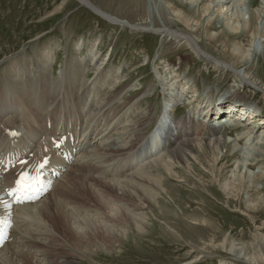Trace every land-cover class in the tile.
<instances>
[{
	"label": "bare ground",
	"instance_id": "obj_1",
	"mask_svg": "<svg viewBox=\"0 0 264 264\" xmlns=\"http://www.w3.org/2000/svg\"><path fill=\"white\" fill-rule=\"evenodd\" d=\"M77 1L95 13H100L101 15H97L108 19L112 23L126 27L132 26L129 21L120 20L96 8L90 0ZM68 2L69 0H63L61 5H67ZM134 2L140 6L143 5L142 2L144 0H135ZM256 3L257 0H166L164 3L156 0L155 8L163 16V22L166 27L171 25L170 20L166 18V15L170 14L176 21L189 29L196 28V32L204 30L213 41H218L222 38L227 41L235 40L245 34H250L249 45H244L247 48H244L240 43L234 45L232 49L234 57L242 65L240 67L230 66V72L234 73L240 81V83L236 81L235 85L232 84L233 92H235L238 85L243 86V89L253 86L257 90H261L256 82L249 80L247 72L252 62L259 57L264 58V0H260L259 4L254 7ZM158 24L159 22L155 16H148L143 22L133 26L142 30H151L152 27L159 28V32L167 36L165 37L167 41L175 40L178 44H185L193 50L197 57L206 58L207 63L212 62L211 56H208L201 48L198 39H194L192 38L193 36H189L182 31L167 29L166 27V29H163L164 27L161 28ZM217 31L220 33L217 34ZM97 44H93V47L97 46ZM82 47L83 45H80V49L76 52L81 53L83 51ZM39 52L41 53L38 54L37 72L35 68L33 69L32 67L31 69L29 66H18V70L14 67L15 73L11 71L8 74V84L10 82L11 84L14 83L13 78L16 79L15 82L22 81L24 87H18V90L25 97H29V89L39 87L40 91L38 93L43 99L50 98V94H48V89H50L55 93L56 99L69 101L71 96L74 103L67 105V107L65 106L67 102H65V105L55 103L56 101L44 104L43 106L48 115L47 120H49L44 126H42V108L35 106V110L38 113L34 116L33 121L36 123L35 126L38 127L26 130L22 127H15V123L0 127V219L9 230L6 246L4 245L0 249V264L79 263L78 258L77 260L72 259L73 255L68 252L60 253L54 251L53 248L55 246L52 244L54 237L62 238L57 231L63 234L66 240L73 245L77 246L79 243L81 246L85 245L86 248L90 242L97 244V247L99 243H104L105 240L113 242V238H116L113 235L116 234L111 233L110 235L109 231L113 229L114 225L118 224L116 219L120 217H124L126 222L131 221V224H127L135 225L136 228H139L138 230H142L146 224L144 218L130 214L125 211V208L120 209L122 206L109 203L104 198L110 197L109 193L114 195L115 193H120L122 194L121 199H124L126 203L133 202L144 206V200L141 199L139 202L133 190L143 181L158 184L164 190L162 183L159 182L158 178L154 177L155 175L152 172L155 170L166 171L176 177V169L181 168L183 164L188 168L193 164L192 161H198L197 157L201 155L198 156L196 153H210L215 165L222 162L225 158L237 156L234 162V170L228 177L226 176L227 178L222 185L223 188L226 191L229 190L230 194L240 188H247L249 194L252 193L257 198L252 201L251 195L248 194L249 198L247 201L251 204L248 203V206H253L252 208L257 209L264 208V188L261 187L262 183H264V167L256 171L250 167L256 161L264 160V131L262 133L259 132L258 136L255 135L258 128L264 129V117H262L264 111L260 105L250 103L248 108H252L258 115L251 113L245 109L246 101L244 99L239 100L238 97L234 98L237 94L232 92L231 95L233 97L224 95V100L215 96L205 98L209 101H214V104L209 103L206 105L205 110H201L198 109L200 101L195 98L191 106L192 108L197 107L196 110L191 111L192 113L183 116L179 120H175L172 114L175 112L176 103L178 104L182 97H179V94L183 93V91H178L175 96L172 93V85L170 83L167 87L171 93L169 92L170 94L166 97L163 107L165 108L164 111L167 109V112H169V117H161L162 120L161 118L155 119L158 126L157 130H152L148 137L142 138L144 131H146L150 122L154 120L153 107L149 105V107L145 108L148 111L145 112L143 109L144 111L138 112L140 100L133 101V98L128 103L124 101V86H114L116 84L115 81L120 77L118 76L119 70L115 71L112 69L113 67L98 66L100 65L101 57L96 59V56L86 55L83 58L82 54L71 52L68 58L69 65L66 63L68 71L65 70V76L61 78V83L56 88L54 86L56 84L54 83L53 85L50 82L51 79L47 69L53 62L56 50L51 51L49 48L42 50L41 48ZM89 61L91 63L95 61L94 68L98 74L87 85L83 77L84 75L86 76L85 63ZM213 67L218 68L214 65ZM163 79L165 82L169 80L166 75ZM177 81H174V83L179 84L178 86L183 88L181 81ZM111 87H114V89H109ZM13 89L15 90L16 88L13 87ZM0 91L5 92L6 96H14L15 98V101L10 106L5 103V107H7L5 112H14L21 108L22 103L18 102L17 96L11 93V89H1ZM57 91L60 92L57 93ZM143 94L145 95V93ZM121 95H123L122 98L120 97ZM101 96L106 98L104 99L106 100L104 104L98 102V100H101ZM119 98L123 100L124 106L121 104L116 108L115 112H112V108L120 103L118 101ZM89 100L92 101L93 105L97 101L99 107L93 106L91 112H87L92 107L88 105ZM195 102H199V104L194 105ZM127 107H130L128 114L129 110L132 109L128 118L121 122L124 125L119 131L117 129L116 133H112L109 128L115 122L120 121V115ZM215 109L216 111H214ZM97 112L104 116L102 123L105 122L108 125L107 128L102 127L97 130L94 125L91 127L90 118L92 115L95 116ZM63 113L66 114V117L62 116ZM205 113L208 116L212 113H216L215 115L227 114L228 119L226 120L230 122V125L235 124V130L243 127L245 129H243L241 134H236L232 138L233 140L230 138L231 140L226 141L224 137L218 134V129L214 127L215 125L210 124L212 120L209 117L206 119L207 123L201 121V118L196 119V115L203 116ZM81 125H83L82 128L78 129ZM172 125L176 128L172 129ZM99 126H102V124H99ZM197 126L200 128H197ZM73 129H75V133ZM190 129H200L201 132L193 133ZM80 132L82 135L78 139ZM98 134L99 137L97 138ZM243 136L246 137L242 138ZM142 140V150H149L152 155L149 159H142L139 154H136L137 143ZM58 144H61V148L64 147L62 151H58ZM158 149L160 150L157 153H153L154 150ZM69 151L74 153L73 162L69 161ZM56 153L61 155L57 156ZM11 159H14V161L8 168L7 163ZM79 159H84L86 163L89 162V165L85 166L84 164L86 163L80 162L81 160ZM112 163L116 164V168L102 169L105 164L111 165ZM125 166L129 170L134 169V171L132 172L131 170L132 173L127 179L121 180ZM86 169L88 171L85 173ZM149 170L152 174H147L146 171ZM63 173L65 175L61 177ZM88 173L92 175L95 173L91 185H89V181L88 183L84 180L81 181L84 178V174ZM97 173L101 176H98ZM21 177L29 178L31 181H34L35 178L38 180L42 179L44 181L41 186L42 194L38 193L36 198H30L20 193L14 182ZM108 177L114 178L107 179ZM146 184L143 183V198L146 199L147 203H150L151 200L156 199V195L149 190L150 186ZM60 187L59 195L71 194L73 196L75 193L82 197L83 191H86L91 197H96L100 201V205L105 208V214H100V212H97V215L88 214V210L77 196H73L76 201H68L67 204L62 203L61 200L56 201L54 199L43 201L41 205L34 203L52 190L55 191ZM151 190L156 191L154 188H151ZM110 201L112 200L110 199ZM122 203L124 202L122 201ZM6 206L8 207L5 208ZM108 223H112V225ZM257 236L255 238L257 240L248 245L233 241L229 243V251L236 261L246 264H264V235L258 234ZM77 247L79 248V246ZM78 252L81 253L78 254L79 257L83 255L81 251ZM218 264L228 263L227 261H221Z\"/></svg>",
	"mask_w": 264,
	"mask_h": 264
},
{
	"label": "rangeland",
	"instance_id": "obj_2",
	"mask_svg": "<svg viewBox=\"0 0 264 264\" xmlns=\"http://www.w3.org/2000/svg\"><path fill=\"white\" fill-rule=\"evenodd\" d=\"M90 1L96 8L120 20L129 21L132 26L126 27L112 23L108 19L98 16L90 8L81 5L77 0H69L68 4L63 6L61 5L63 0H0V90L11 89V93L17 96L18 102L22 103L20 109L14 112H5L7 108L5 103L10 106L15 98L14 96H6L5 92L0 91V127L8 126L11 122L12 124L15 123V127H22L26 130L38 127L35 126L36 123L33 121L34 116L38 113L35 106L42 108V126H44L49 122L44 104L56 101L55 103L65 105V102H67L65 105L67 107V105L74 103L71 96L69 101L56 99L55 93L50 89H48L50 98L43 99L38 93L40 91L39 87L28 88L29 97H25L18 90V87H24L22 81L15 82L16 79L13 78L14 83L11 84L10 82L8 84V74L11 71L15 73L14 67L18 70V66H29L31 69L32 67L35 68L37 72L38 54L41 53L39 52L41 48L42 50L45 48H49L51 51L56 50L53 65L51 64L47 68L50 82L53 85L55 83V87L60 85L61 78L65 76V70L68 71L67 64L69 65L68 58L71 52L82 54L83 58L86 55L96 56V59L101 57L98 66L113 67V70H119L118 76L120 77L115 81L114 86H124V101L128 103L133 98L135 99L133 101L140 100L141 103L137 102L139 104L138 112L145 110L149 105L153 107L154 120L150 122L146 131H144L145 136L143 135L142 138L148 137L152 130L158 127L155 119L160 117L161 110L166 102L165 99L171 93L167 87L170 83L172 93L175 96L178 91H183L179 94V97L182 96L179 103H176L179 106L175 108V112L172 114L175 120H179L183 116L192 113L191 111L196 110L197 107L192 108L191 106L195 98L200 101V104L195 102L194 105L199 104L198 109L205 110L206 105L209 103L214 104V101L205 98L215 96L223 99L224 95L232 96V84L235 85L236 81L240 83L237 76L230 72V66H242L238 63V59L234 57L232 49L234 45L240 43L244 48H247L245 46L249 45L250 34H245L235 40L227 41L222 38L213 41L204 30L196 32V28L189 29L176 21L170 14H167L166 18L170 20L171 25L166 27L163 16L155 8L156 0H144L143 5L140 6L135 4V0ZM159 1L164 3L166 0ZM259 2L260 0H257L254 7ZM148 16H155L159 22L158 26L164 27L163 29L169 28L182 31L189 36H193L192 38L198 39L199 45L208 56H211L212 62L207 63L206 58L197 57L193 50L185 44H178L175 40L171 42L168 40V42L165 38L167 36L159 32V28L152 27L154 30H142L133 26L143 22ZM218 33L220 32L217 31ZM76 40L79 43L78 46ZM95 43H98L95 46L96 48L93 47ZM80 45H83L81 48L83 51L77 53L76 51L80 49ZM259 58L251 63L247 72L249 80L256 82L261 90H257L253 86L243 89V86L238 85L235 90L237 96H234V98L238 97L239 100L244 99L247 103L245 109L251 113L256 112L252 108H248L250 103L260 105L264 111V91H262L264 90V58ZM94 62L89 61L84 66L86 76L84 75L83 78L87 85L98 74L94 68ZM213 65L219 69L213 67ZM10 68L12 69L10 70ZM165 75L169 78L168 82L163 79ZM177 80L181 81L183 88L178 86L180 82ZM174 81L179 84H175ZM81 83L83 82L81 81ZM46 86L48 87V85ZM13 87L16 89L14 90ZM109 89H114V87ZM123 95L120 97L122 98ZM121 98L118 100L120 103L112 108V112H115L121 104L124 106ZM104 99H106L105 96H101V100H98V102L104 104L106 101ZM94 103L95 105L91 100L88 101V105L92 107L87 112H91L93 106L99 107L97 101ZM129 108L127 107L120 115V121L115 122L109 128L112 133H116V130L119 131L124 125L121 122L128 118L132 109L129 110L128 114ZM146 111L148 110L146 109ZM65 115V113L62 114L63 117H66ZM10 116L12 117L11 121L9 120ZM103 117L98 112L95 116L92 115L90 118L91 127L94 125L97 130L102 127L107 128L108 125L105 122L102 123ZM17 121L20 124H17ZM99 124H102V126H99ZM82 126L78 129H81ZM66 128L69 129L68 126ZM175 128L172 125V129ZM197 128L200 127L197 126ZM243 129L245 127L224 131L218 129V134L227 141L235 137L236 134H241ZM73 131L75 133V129ZM190 131H193V133L201 132L200 129H190ZM262 131L264 129L258 128L255 135L258 136L259 132L262 133ZM96 137L98 138L99 134ZM244 137L246 136L242 138ZM196 154L201 155L197 157L198 161H192L193 164L188 167L189 169L184 164L181 168L176 169V177L166 171L157 170V173L155 170L152 172L155 175L154 177L162 183L164 190L160 185L153 182L143 181L139 185L137 184L138 186L133 190V193L137 195L139 202L141 199L144 200V206L133 202L126 203L124 199H121L122 194L120 193H115V195L109 193L111 198L109 196L104 198L109 203L122 206L120 209L125 208V211L130 214L144 218L146 224L142 230H138L139 228H136L135 225H130L131 221L126 222L124 217H120L116 219L118 224L114 225L113 229L109 231L110 235L111 233L116 234L113 235L116 237L113 238V242L105 240L104 243H107H99L98 247L94 242H90L86 248L85 245H82L84 246L82 247L79 243L78 248L57 231L62 238L54 237L52 243L55 246L54 251L72 254V259L77 260L78 258L79 263L76 264H218L221 261H227L228 264H246L236 261L229 251V243L233 241L248 245L257 240L255 238L258 237V234L264 235V208L257 209L248 206L250 202L247 201L249 198L247 188H240L232 191L231 194L229 190L226 191L223 188L224 180L234 170V162L237 156L225 158L215 165L210 153ZM200 159L202 160L199 161ZM84 165H89V162ZM108 165L110 164H105L102 169L116 168L115 163ZM250 167L255 171L263 168L264 160L260 159L255 164H251ZM131 170L134 171V169L122 171L123 174L120 179H127L132 173ZM87 171L88 169L85 170V173ZM146 172L147 174L151 173L150 170ZM90 174H84L81 181L84 180L86 183L89 181V185H91L95 173L88 178ZM64 175L65 173L61 177ZM97 175L101 176L99 173ZM112 178L114 177L107 179ZM143 183H148L146 185L150 186L149 190L156 195V199L151 200L150 203H147L146 199L143 198ZM61 187L55 191L52 190L34 203L41 205L43 201L54 199L67 204L68 201H76L73 196H77L88 210V214L97 215V212L105 214L104 206L100 205L101 203L96 197H91L86 191H83L82 197L75 193L73 196L71 194L59 195ZM261 187L264 188V183ZM151 188L156 191H152ZM249 195H251L252 201L257 199L252 193ZM108 224L112 225V223ZM78 251H81L83 255L79 257L78 254L81 253Z\"/></svg>",
	"mask_w": 264,
	"mask_h": 264
},
{
	"label": "water",
	"instance_id": "obj_3",
	"mask_svg": "<svg viewBox=\"0 0 264 264\" xmlns=\"http://www.w3.org/2000/svg\"><path fill=\"white\" fill-rule=\"evenodd\" d=\"M96 14H99V15H101L100 13H96Z\"/></svg>",
	"mask_w": 264,
	"mask_h": 264
}]
</instances>
